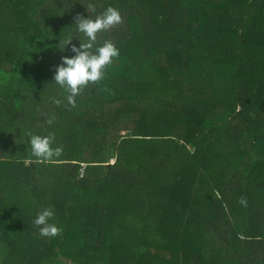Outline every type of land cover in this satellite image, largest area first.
Masks as SVG:
<instances>
[{
	"label": "trees",
	"instance_id": "16d2710c",
	"mask_svg": "<svg viewBox=\"0 0 264 264\" xmlns=\"http://www.w3.org/2000/svg\"><path fill=\"white\" fill-rule=\"evenodd\" d=\"M109 5L119 55L69 104L53 66ZM260 116L264 0H0V264H264Z\"/></svg>",
	"mask_w": 264,
	"mask_h": 264
},
{
	"label": "clouds",
	"instance_id": "9594fccd",
	"mask_svg": "<svg viewBox=\"0 0 264 264\" xmlns=\"http://www.w3.org/2000/svg\"><path fill=\"white\" fill-rule=\"evenodd\" d=\"M119 10L111 5L105 7L103 12L95 18L90 16H78L74 21L76 32L82 34L78 46L72 45V55L62 56L59 64L53 66V81L66 93V100L69 104L74 103L82 88L90 82H96L103 78L104 69L113 58L118 57L119 49L109 40L102 44H96V34L107 30L115 24L120 23ZM72 39L62 44L63 51ZM59 103V101H55ZM51 120L48 121L51 124ZM54 135L49 132L46 135L30 134L28 148L31 155L45 161L52 160L61 155V148L53 147ZM243 202V201H241ZM54 215L51 206L44 207L33 219L38 232L44 237H55L61 232V228L50 220Z\"/></svg>",
	"mask_w": 264,
	"mask_h": 264
},
{
	"label": "rangeland",
	"instance_id": "374dc122",
	"mask_svg": "<svg viewBox=\"0 0 264 264\" xmlns=\"http://www.w3.org/2000/svg\"><path fill=\"white\" fill-rule=\"evenodd\" d=\"M55 85H57L56 83L54 84V85H51V86H54L55 87ZM56 89H58L57 87H55ZM54 99H57V95H53L52 96ZM59 105V103H56L55 105ZM260 117H262V118H264V116H260ZM259 120H263V119H259ZM109 133V132H108ZM127 133V131H125V130H120L119 131V133H118V135L120 136V137H122V135H125ZM102 136H100V137H97V139L99 140V138H101ZM105 137V136H104ZM103 137V138H104ZM124 137V136H123ZM109 138L108 137H106V141H108V144L110 143V140H108ZM106 141H104L103 142V146H104V150H105V152L107 151V149H108V145L106 144ZM102 146V145H101ZM111 163V162H110ZM82 173H83V171L81 170V172H79V175L77 176V178L78 179H80L81 178V176H82ZM205 235H204V242H206L207 240H208V235L206 234V233H204ZM262 252V251H261Z\"/></svg>",
	"mask_w": 264,
	"mask_h": 264
}]
</instances>
